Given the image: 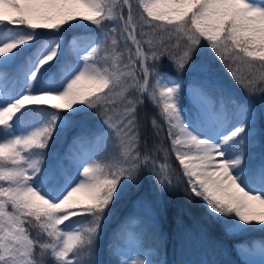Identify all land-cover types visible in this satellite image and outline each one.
Returning <instances> with one entry per match:
<instances>
[{
  "label": "snow or ice",
  "instance_id": "6c2138e0",
  "mask_svg": "<svg viewBox=\"0 0 264 264\" xmlns=\"http://www.w3.org/2000/svg\"><path fill=\"white\" fill-rule=\"evenodd\" d=\"M209 48L264 97V0H0V264H161L147 238L181 185L225 235L260 233L236 247L264 264V129L213 79ZM146 100L175 178L162 142H142ZM133 196L107 244L118 258L93 259Z\"/></svg>",
  "mask_w": 264,
  "mask_h": 264
},
{
  "label": "trees",
  "instance_id": "16d2710c",
  "mask_svg": "<svg viewBox=\"0 0 264 264\" xmlns=\"http://www.w3.org/2000/svg\"><path fill=\"white\" fill-rule=\"evenodd\" d=\"M206 43V42H204ZM202 59L211 65L212 77L214 80L218 81L223 88L226 90L227 94L236 97L239 100L249 101L255 108L257 117V128L264 129V118H261L260 114L264 113V104H261V100L264 97L261 96L260 92L257 91L255 94L249 95L243 88H241L231 77L228 72L227 67L223 62L211 54V49L204 51ZM162 70L172 74L174 69L168 67V61L165 59L163 61ZM156 115V109L152 106L150 102L145 101V105L140 110V121H141V139L142 142H146L149 149L154 147L156 144L162 142V146L168 149L167 159L169 163L175 169V174L182 171L179 162L175 159L174 153L171 152L170 141L167 139L166 128L167 125L158 119L161 129L159 136L155 133L151 125V118ZM72 133H69V138L56 145V148L61 153L65 152L71 142ZM261 151V148L257 147V153ZM158 156V162L164 159L163 154H155ZM150 185L146 184V188ZM185 185H181L177 193L171 197L166 198V210L163 216L162 223L160 225L158 235H149L147 238L148 247L145 252L149 259L158 260L161 264H178L179 259V245L188 236L207 235L209 238H214V240L221 242L226 246V248L233 254L235 258L239 261L242 257L237 251V245L241 243V240H246V246H252L254 239L260 238V233L254 234L253 237L247 238H236L225 235L222 229L218 225L212 224L208 217L204 214V209L200 203H191L183 195ZM132 198H125V200L118 205L117 208V220L113 222L111 228L105 233L104 239L101 244L100 252L98 257L94 256L93 259H100L102 261L108 262L118 257L109 253L107 249V244L111 239L112 229L116 227V223L121 219L131 208ZM254 246V245H253Z\"/></svg>",
  "mask_w": 264,
  "mask_h": 264
},
{
  "label": "rangeland",
  "instance_id": "374dc122",
  "mask_svg": "<svg viewBox=\"0 0 264 264\" xmlns=\"http://www.w3.org/2000/svg\"><path fill=\"white\" fill-rule=\"evenodd\" d=\"M143 258L149 259L148 255ZM251 258L259 259L258 255ZM178 264H241V261L221 242L206 235H194L188 236L180 243Z\"/></svg>",
  "mask_w": 264,
  "mask_h": 264
}]
</instances>
